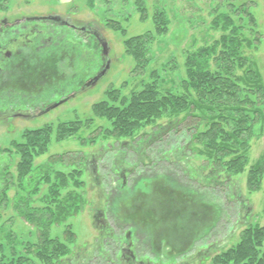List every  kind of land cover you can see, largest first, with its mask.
Wrapping results in <instances>:
<instances>
[{
	"label": "rangeland",
	"instance_id": "374dc122",
	"mask_svg": "<svg viewBox=\"0 0 264 264\" xmlns=\"http://www.w3.org/2000/svg\"><path fill=\"white\" fill-rule=\"evenodd\" d=\"M137 1L139 0H0V32L5 29L9 31L11 25L16 24L18 20L21 22L24 18L58 16L64 22L88 26L91 33L96 34L100 40L99 47L103 49L101 54L105 55L102 67L106 63L110 65L106 69L105 78L90 88L83 89L84 84L76 83V80L69 89H61L62 84L59 81L75 76L79 69L75 61L71 63L67 59L70 50H73V43L68 42L52 52L51 44L48 43V33H44L37 41L38 49L31 50L32 52L24 49L23 56L27 67L28 65L35 67L40 62L38 59H41L42 64L49 67V70H55L57 81L52 84L46 82L43 77L44 81L36 87L37 91L41 88L50 90L47 96L52 93L54 95L46 98V91L44 93L40 91L42 99L36 104L35 113H31L30 116L0 115L1 160L4 157L10 158L11 154L5 152L6 149L10 148L14 153L18 151L12 144L26 143L29 131L44 129L50 138L46 152L36 154V167L49 165L51 159L62 154L65 155L67 163L73 158L79 160L83 157L86 159L83 163L90 161L89 165L81 167H71L63 163L52 167L54 171H63L67 174L79 168L83 171L82 175L76 174L75 178L84 183L82 187H76L72 176H69V185L65 192L76 189L82 195L81 210L74 213L65 223L54 224L48 228L49 237L67 242L69 251L72 252L55 262L57 264H77L81 256L92 253L91 247L99 242L100 233L106 226L114 228L118 235H123V243L124 238L130 233L133 242L131 249L142 255L145 263L150 261L151 264H212L216 254L239 244L243 231L248 227L255 224L264 225V172L260 174L262 179L256 191L250 190L248 185L250 171L259 160L264 159V0H140L145 11L141 10V5ZM160 16L166 20L167 32L150 45V67L134 71L136 63L130 56H126L125 39L153 32L157 26L156 17ZM111 20L119 23L120 29L127 30V34L109 29L108 22ZM57 25L56 32L71 35L69 27L66 29L63 25ZM25 35L26 33L22 36L23 40L27 39ZM224 38L228 39L226 44ZM235 38L241 43L237 49V57L246 60L241 63L232 55L234 57L232 60L236 62L233 71L235 78L237 80L243 77L254 78L258 74L263 85L262 90H258L257 87L250 90L248 85L240 81L242 89L240 95L252 100L247 102V107L255 106L263 113L262 117L259 114L253 116L254 121L246 120L251 125L247 164L244 171L236 174L233 181L228 184V189L225 188L223 192L213 191L208 187L209 175L213 172L215 164L208 161L209 155L204 152L205 148L201 144L185 142L184 137L180 135L182 131L179 127L168 126L171 121L175 122L174 117L171 120L164 114L161 118L153 119L142 126L133 139H125L107 134L113 124L94 114V105L108 100L106 92L111 88L120 89L122 97L126 98H130L132 93L140 92L147 84L152 83H155L162 92L164 90L174 95L183 94L182 83L189 79V70L193 69L191 65L197 64L200 59L199 57L198 60H194L192 56L202 50L205 51L202 58L208 60L206 61L208 72L217 76L216 71L220 64L225 63L222 60L223 56L218 61L216 59L224 51L229 53L234 51L235 45L231 40ZM96 58L97 56L91 60L89 56L86 57L90 68L95 66ZM61 61H64L62 69L57 71L55 63ZM247 68L254 74H246ZM97 69L95 66L90 74L93 75L95 71L97 74L99 72ZM152 72L159 74L157 80L152 78ZM2 77L0 76V111L12 107L2 102L7 101L9 95L7 91L2 90L4 84L1 81ZM56 86L58 87L55 88ZM59 91L63 92L57 96L55 93ZM28 93L24 98L26 101H33L34 95ZM226 97H221L220 101H224ZM249 102H252L253 106L248 104ZM46 107L47 111L43 112ZM15 109L18 110L13 106L12 110ZM184 116L185 114H182L181 118ZM75 121L81 122L80 127L75 126L78 131L72 135L67 132L62 138L59 134L60 126ZM191 121L196 120L191 118ZM200 130L204 132L208 129L202 125ZM156 134L160 135L158 139L172 138L171 143L172 140H175L173 143L182 141L187 153L190 154L189 157L180 158L177 154L180 150H171L173 147L169 150L167 147L162 149L161 146V156L156 160L160 155L157 149L159 150L158 146L161 144L154 139ZM143 136H152L154 139V143L152 142V148L156 147L154 153L147 151L145 144L140 145L139 140ZM14 153L11 157L13 165L8 171L17 186L11 187L7 193L8 205L0 207V264H8V260L15 261L20 256L29 257L32 264H45L37 257L43 230L24 219L15 208L20 196L29 198L30 195L26 192L27 188L23 190L24 188L18 184L16 166L21 156ZM92 155L98 158L96 169L100 167L101 171L99 169L98 171L104 176L105 185L101 180L100 183H96L93 178L92 159H89ZM152 159L154 166L151 164ZM172 160H179L180 166L171 165L169 162ZM120 162L122 165L119 167ZM155 164L162 166L163 170L158 169L157 172L148 169L156 168ZM110 165L120 168V173L125 170L123 172L126 178L119 179V187L112 186L113 181L105 178V174L109 173L108 169L113 172ZM132 169L142 172L127 175L126 172ZM44 170H47L46 166ZM218 177V181L229 183L225 171L218 174ZM47 188L48 186L43 183L39 192L31 198V207H44L41 199ZM228 193L230 196H227ZM217 202L221 204L218 209ZM229 206L241 209L243 211L241 216H244L241 222L237 220L239 217L237 214L231 218L236 226L235 229L233 227L231 238L230 228L233 223L227 226L229 227L227 231L223 228L227 215L230 214ZM191 228L194 230L189 234ZM71 234H74L73 238L68 242L66 237ZM105 234L108 235V232ZM205 234L210 236L205 238ZM219 234L220 236H217ZM198 237L204 239L197 242ZM118 240L120 239L114 238L112 242L108 241L105 248L120 251L121 245L118 244ZM184 243H191L190 248L185 250ZM210 244L218 247L216 252L210 250L204 254ZM108 255L114 256L113 250ZM87 264L100 263L92 258Z\"/></svg>",
	"mask_w": 264,
	"mask_h": 264
},
{
	"label": "trees",
	"instance_id": "16d2710c",
	"mask_svg": "<svg viewBox=\"0 0 264 264\" xmlns=\"http://www.w3.org/2000/svg\"><path fill=\"white\" fill-rule=\"evenodd\" d=\"M137 2L141 5V10L145 11V7L141 4V1L139 0ZM143 15H145V12ZM156 18L158 19L156 21L157 26L154 27L155 29L153 32L149 31V33L146 32L144 34H139L138 36H132L125 39V48L127 50L126 56H130L134 63H136L134 71H138L139 68L146 69L150 67V45L158 40V37H161V35H164L167 32L166 20H163L161 16ZM115 23L118 25H115ZM108 25L111 30L123 31L125 35L127 34V30L123 28L120 29V24L115 22V20L109 21ZM68 30L72 31L71 29ZM60 38L62 40L60 42L62 43V46L67 44V42L73 43V50H70V52L75 56L74 61L76 66H79V69L74 76V78H77L76 83H83L85 85L84 80H86L87 85H83V89L92 87L95 80L100 77L108 67V63L102 67V64L105 62V55L103 56L101 54V52L103 53V49L99 47L98 39L95 35L91 34L84 37L75 31H72L71 35L68 33L65 34V38L63 36ZM227 40V38H224V44H226ZM231 43L235 45L234 51L231 50V53L224 51L220 54L219 58L216 59V61H218L223 56L222 60L225 63L224 65L220 64V68L216 71L217 76L212 75V73L207 70L208 67L206 66V61L208 60H206V58H202L205 51L202 50L196 52V54L192 56L194 60H198L199 57L200 59L197 64H193V66L191 65L193 69L189 70V79L182 83L184 90L183 94L174 95L173 93L165 92L164 90L162 92L158 89V86H156L155 83H152L147 84L146 88L140 90V92L132 93L130 98H126L122 97L120 89L111 88L106 92L108 100L94 105V114L102 117L103 119H107L113 124L112 129L108 130L107 134L114 135L116 138L121 137L125 139H133L136 136V132L141 129L142 126L146 123L152 122L153 119L161 118L164 114H166V117H169L171 120L174 117L176 119L175 122L174 120L171 121L168 126L176 125L179 127L180 131H182L180 135L184 137L186 140L185 142H192V144L196 145L201 144L203 148H205L206 151L204 152L209 155L208 161L215 164L213 172H210L211 174L209 175L210 182L208 187L213 191L217 190L219 192H223L225 188L228 189V184L233 181V177L244 171L247 164L246 157L249 148L248 139L250 136L249 128H251V125H249L246 120L254 121L253 119L255 118H253V116L259 114V116L262 117L263 113L258 110L259 108H255V106L251 104L252 102H249L248 104L253 107H247L246 104L250 98L245 99L242 95H240V93H242V89L239 84L240 81L248 85L247 87H249L250 90H253L255 87H257V89L259 88L258 90H262L263 85L262 82H260L258 74L254 78L245 79L243 77L239 80L235 78V73L233 71L235 68L234 64L236 62L234 59L233 61L232 58L235 57L236 61L240 60L241 63L246 60L245 58L242 60L237 57V49H239L241 44L238 38L232 39ZM69 45L71 46V44ZM84 52L85 54H88L86 57L88 58L89 56L90 59L97 56L94 64L98 67L97 70H99L97 74L96 71L93 75L92 73L90 74V71H92L95 66L90 68V65L87 62H84ZM245 71L248 75H252L251 73H253V71L249 68ZM152 74L153 79L157 80L159 78V74L153 72ZM61 84V89H69L72 85H67V83ZM192 91H195V93L193 94ZM224 96H227L225 100L220 101L221 97ZM182 114H185L183 118H181ZM191 118L196 121L192 122ZM80 123V121H75L71 124L64 123L60 126L59 134L62 138H64L63 135L67 132H70V135H72L74 132L78 131L77 127L81 126ZM202 125H205L208 130L201 132L200 129ZM161 132L163 133V131ZM153 136H155V134ZM159 136L160 135L158 134L154 137L155 140L157 139L161 143L158 146L159 150L157 149V152L160 154L159 157L156 158L157 156H154L156 160L161 156V146L162 149L167 147V150H169L173 147L171 150H180L177 153L180 158L189 157L190 154L187 153V149L182 141L173 143L175 140H172L171 143L170 139L172 138L169 139L168 137L164 140L158 139ZM49 138L48 132H46V130L44 132V129L29 131L27 133L26 143L16 142L12 144V147L18 150L17 152L14 153L10 148L5 150V152H9L11 155L10 158L4 157L3 160L0 158V207H6L8 205L7 193L11 187L17 186V184H15L11 179V173H9L8 170L13 165V161L11 159L13 156L12 154L19 153L21 159L16 166L18 184L24 188L23 190H26L25 188H27L26 192H28L30 197L25 198L20 196L15 208L17 211H20L24 219L31 222L35 227H39L43 230L41 232L42 240H40L41 243L39 245V250L37 251V257H40L45 264H57L55 262L61 260L63 257H66V255H70L72 252L69 251L67 242H62L57 238H50L47 233L49 230L48 228L54 224L65 223V221L71 218L74 213L81 210L82 195L78 193L76 189L65 192L69 185V176H72V181L76 187H82L84 183L75 178L76 174L82 175L83 171L81 169L76 168L74 169V172L67 174L63 171H54L52 167L53 165L62 163L71 167H81L82 165H89L90 161L87 162V160L83 163V161L86 160L85 157H83V159L81 158L79 160L73 158L69 163H67L64 159L65 155L62 154L57 158L51 159L52 161L49 165L36 167V154L46 152ZM154 139H152V136H143V138L139 140L141 141L140 145L142 146L145 144L147 151L149 150L154 153V149L156 148H152V142L154 143ZM154 145L156 144H153V146ZM195 152L198 153L196 150ZM0 153L2 152L0 151ZM96 157L97 156H94V158L88 157L89 159H92L93 168H96L97 165L96 163L98 158ZM153 159L151 162L154 161ZM172 161L169 163L171 165H177V167L178 164L181 163L179 160ZM118 164H120L119 167L122 165L121 162ZM45 166L47 170H44ZM110 166L112 170L116 169L113 165ZM263 170L264 159H261L258 164L254 166V169L250 171L248 179L250 190L256 191L257 185L262 179V175L260 174H263ZM224 171L227 176L226 179L229 182L227 184L218 181V174ZM43 183L48 186L46 194H44L41 199V201L44 202V207L33 208L31 207L30 200L36 193L39 192ZM229 189L231 188L229 187ZM227 196H230L229 193ZM217 204L218 209L221 207V204L219 202H217ZM229 207L228 211H230V214L227 215L228 218L224 222V231H227L229 228L227 226L233 223L231 218L236 214L239 216L237 220L240 222L244 218V216H241V213H243L241 209H234L232 206ZM217 212V214L220 213L219 210H217ZM233 227L234 229L236 227L234 223L232 224V228H230V232H232L230 238L233 236ZM73 235L74 234H71L69 237H66V240L69 242L73 238ZM205 235V238L210 236L209 234ZM217 236H220V234ZM204 237H198L196 241L199 242L203 240ZM217 248L218 247H214L213 245L206 247L204 254L210 252V250L215 253ZM90 251L94 250L92 249ZM92 254H94V252L89 253L84 257L80 255L81 257L77 264H87L92 258L100 264H110L112 261L111 258L114 257H110L108 255L110 252H105L104 250L97 252L95 254V258L92 257ZM31 260L32 259L29 257L20 256V258L15 261L8 260V264H32ZM143 261L144 260L141 261L142 263L138 262L137 264H151L150 261L147 263ZM129 264L136 263L131 261ZM212 264H264V225L255 224L248 227L245 231H243L239 244L235 247L229 248L227 251H222L221 253L216 254L212 260Z\"/></svg>",
	"mask_w": 264,
	"mask_h": 264
},
{
	"label": "flooded vegetation",
	"instance_id": "af4514ba",
	"mask_svg": "<svg viewBox=\"0 0 264 264\" xmlns=\"http://www.w3.org/2000/svg\"><path fill=\"white\" fill-rule=\"evenodd\" d=\"M57 24L63 25V27H65L66 29L67 27H69L68 29H71L72 31L79 33V35L81 36L85 35L84 37H86V35L92 34V35H95L96 38L98 39V36L96 34L91 33L88 26L86 25L78 26L75 23H70L69 21L64 22V20L61 19L60 17L58 16L54 17L51 15L49 17L44 16L43 18H37V17L24 18L21 22L20 20H18L16 24L11 25L9 27V31L5 29L3 30V32H0V38H1L0 40V76H3L1 81L4 82L3 84L4 88L2 87V90L4 89L10 95V97L8 95V99H6L7 101H2V102H4V105L12 106L6 109H2L0 111L1 116L5 114V115L13 116V117L14 115L27 117V116H30L31 113H35L36 106H37L36 104H38V101L42 99V95H40L39 92L41 91L44 93L46 91L42 88L39 91H37L36 87L38 86V84L44 81V79L46 82H51V83L52 82L54 83L55 81H57L55 70L54 69L49 70V67L42 64L41 59L37 58L40 62L36 64L35 67H32V65H28L29 67H27L26 59L23 56L25 52L24 49H27L30 52L34 51V49L36 48L38 49L37 41L39 40L41 35L44 36V33L50 34L49 36L47 34V37H48V43L51 44L50 48H52L51 49L52 52H54L57 49V47L59 48L60 46L63 47L62 43H60L62 41L60 37L63 36L65 38V33H60V32L55 31V29L58 28ZM24 33H26L25 35V37L27 38L26 40L22 39V36L24 35ZM98 41L100 40L98 39ZM67 56H69L67 57L68 62L71 61V63H73L75 56L72 55L71 52ZM85 59H86V56H84V62H86ZM64 61L55 63L54 67L57 71L58 69H62L61 65L64 63ZM31 67L34 68V70H32ZM47 72H50V73H47ZM76 79L77 78H74V76H70L68 80L67 79L60 80L59 82L67 83V85H70V84H74L75 83L74 81H76ZM84 82H85V85H87L86 80H84ZM57 87L58 86H56L55 88ZM49 91L50 90L47 89L46 98H48V96L54 95V93H52L51 95L47 96V93ZM27 92H29L28 93L29 95H34L33 98L35 97V99L33 101L32 100L26 101V98H24V96H26ZM55 94L59 96L62 94V92L59 91L58 93H55ZM11 97H13V99ZM13 106H16L18 110L16 109L12 110ZM47 108L48 107H46L45 110H42V111L43 112L47 111ZM91 157L94 158V155H92ZM95 163H96V158H95ZM151 164H153L154 166V161L151 162ZM155 166L156 168L151 167L148 169L153 170V171H157L158 169L163 170L162 166H159L158 164H155ZM93 169H94V173L92 175L96 183L98 182L100 183V180H101L103 184L105 185L104 176L99 174V171H101L100 167H98L99 171L96 168H93ZM137 170L138 169L136 170L132 169L126 173L127 175L131 176L132 174L137 175V173L142 172V171L137 172ZM112 171L113 172L111 173V170L108 169L109 173L105 174V178L108 181L109 179L113 181L112 186L119 187V183H120L119 179L122 178L125 180L126 178L125 172H123L125 170H123L121 173H120L121 169L118 170L117 168L113 169ZM122 186H124V184L121 185V187ZM106 225L107 224H105V226ZM193 230L194 228L193 229L191 228V233L189 234H192ZM105 232H108V235L105 234ZM100 234L101 235L99 238L100 239L99 242H97L95 246L91 247L94 250L93 251L94 254H92V257L95 258L96 256L95 254L101 250H104L105 252H108V251L111 252L113 250V255L116 257L112 258V261L110 262V264H129L131 261L142 263L141 262L142 255L140 256V254L136 250L133 251L131 249L133 242L131 241L132 237L130 233L126 236L127 238H124V243L122 241L123 235H118L117 232H115L114 228L112 227L110 228L109 226H106V229L102 231ZM113 237L120 239L118 240L119 241L118 244L121 245V248H119L120 251L114 250V249L108 250L107 248H105L108 241L112 242V240H114ZM126 239L127 241H125ZM190 244L191 243L183 244L184 245L183 247L185 248V250L190 248L189 246ZM119 254L121 256H119Z\"/></svg>",
	"mask_w": 264,
	"mask_h": 264
},
{
	"label": "water",
	"instance_id": "95a60500",
	"mask_svg": "<svg viewBox=\"0 0 264 264\" xmlns=\"http://www.w3.org/2000/svg\"><path fill=\"white\" fill-rule=\"evenodd\" d=\"M110 65H108L107 69L109 68ZM105 74H106V70L104 71V73H102V75L100 77H98L96 80H95V83L100 81L103 77H105Z\"/></svg>",
	"mask_w": 264,
	"mask_h": 264
}]
</instances>
